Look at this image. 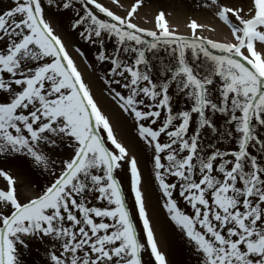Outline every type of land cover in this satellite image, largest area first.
Returning <instances> with one entry per match:
<instances>
[{"label":"snow or ice","instance_id":"obj_1","mask_svg":"<svg viewBox=\"0 0 264 264\" xmlns=\"http://www.w3.org/2000/svg\"><path fill=\"white\" fill-rule=\"evenodd\" d=\"M143 2L125 15L104 0L0 10V264H264V0L246 11L201 0L230 41L199 34L195 18L175 31L164 10L142 27ZM58 17L79 37L75 57ZM142 161L185 258L160 246ZM16 163L32 177L27 192Z\"/></svg>","mask_w":264,"mask_h":264},{"label":"rangeland","instance_id":"obj_2","mask_svg":"<svg viewBox=\"0 0 264 264\" xmlns=\"http://www.w3.org/2000/svg\"><path fill=\"white\" fill-rule=\"evenodd\" d=\"M104 2L106 3V6L112 7V10L117 12V14L125 15L126 11L130 9V6L134 2V0H104ZM200 2L201 0H144L142 6L138 9V14L135 16L134 22L142 27L151 29L155 26L154 17L157 14V12L159 10H164L166 12V19L169 22L170 28L175 31L185 34L189 33L190 21L191 19L195 18L197 19L198 23L206 26L198 30L199 34L220 41H230L231 36L227 27L223 24V22L219 21L218 18H214L212 13L208 11H204L201 8H199L197 5ZM225 2L235 7L244 8L245 11L247 9L248 0H225ZM10 4H11V0H0V10L10 6ZM177 20H182V23L184 25H182L181 27L178 26L176 23ZM66 25H67L66 18L64 17L57 18V31L64 36L65 40H67V42L71 46L70 49H72L73 51L72 46L74 44L79 43V37L69 33L67 31ZM73 54L76 56L74 51ZM78 64L81 68H83L84 76L85 74L86 76H88L89 81L88 79L87 81L90 84H92L93 87H95L94 95L96 94L102 97V99L104 100V102L102 103L99 102V103L101 104L102 109L105 111V113L106 111L109 112V114L107 115H109V117L112 118L111 121L113 120L112 123L116 129L118 138L121 139L129 148L132 147L133 152L137 151L134 132L129 122H127L126 120L123 119V117L120 116L118 108L104 94L103 84L96 79L95 75L89 69H87L85 64L80 62L79 59H78ZM114 123H117L118 126L121 127L122 132L120 130H117V127L115 126ZM9 167L12 169L13 174L17 176L18 183L23 187L24 191L27 192L31 187L30 184V181L32 180L31 175L27 173V171L23 167H21L19 163L10 164ZM141 167L146 177V183L144 185V189L146 193L149 195V200L147 199V202H149L151 205L152 212L151 213L149 212L150 216L152 219L155 217L154 210L155 212L159 213L158 217H156V219L154 218V220H156L159 226V229L155 230L157 239L159 237V239L163 240L165 244L164 246L161 245L160 246L162 250L166 252L171 251L172 255L177 258H185L183 252L179 247L178 240L172 230V227L170 226L167 217L160 208L157 199V193L155 189L152 187L151 180L147 179L148 168L150 167V165L142 161ZM123 182L125 188L127 189L128 187L127 178H125ZM3 183H4L3 178H0V185H2ZM129 205L130 207L132 205V194L130 192H129ZM154 220L153 222H155ZM137 223L139 225L140 222L137 220ZM28 259L32 260L34 259V257H29Z\"/></svg>","mask_w":264,"mask_h":264},{"label":"bare ground","instance_id":"obj_3","mask_svg":"<svg viewBox=\"0 0 264 264\" xmlns=\"http://www.w3.org/2000/svg\"><path fill=\"white\" fill-rule=\"evenodd\" d=\"M176 23H177V25L178 26H182V25H184L183 23H182V20H177L176 21ZM220 29V28H219ZM225 30V29H224ZM213 32H214V30H213ZM219 32V31H218ZM66 41V43H68L67 42V40H65ZM68 45H69V43H68ZM69 52H70V54H72V49H70V45H69ZM77 62H78V59H77ZM80 67V66H79ZM80 70L83 72V74H84V71H83V68H81L80 67ZM85 78H86V80L88 79V81H89V78H88V76H86V74H85ZM92 85V84H91ZM93 87V86H92ZM95 87H93V92L95 93ZM95 96L97 97V99H98V101L100 102V103H102V102H104V100L102 99V97H100V96H98V95H96L95 94ZM106 114H109V112L108 111H106ZM115 115V114H114ZM112 119V118H111ZM113 121V120H112ZM115 122V121H114ZM115 124V126L117 127V130H120L121 132H122V129H121V127L120 126H118V124L117 123H114ZM129 143V142H128ZM131 149V151H133V149H132V147L130 148ZM145 193H146V191H145ZM146 196H147V199L149 200V195L146 193ZM148 208H149V212L151 213L152 212V210H151V205H150V203L148 202ZM154 218L156 219V217H158V212H155V210H154ZM154 218L152 219V221L154 220ZM155 222H153V226H154V229L156 230H158L159 229V226H158V224H157V222H156V220H154ZM158 241H159V243H160V245L161 246H164L165 244H164V242H163V240H160L159 239V237H158Z\"/></svg>","mask_w":264,"mask_h":264}]
</instances>
